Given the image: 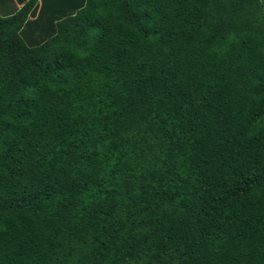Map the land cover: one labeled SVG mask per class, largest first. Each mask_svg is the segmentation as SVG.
<instances>
[{
  "label": "trees",
  "instance_id": "obj_1",
  "mask_svg": "<svg viewBox=\"0 0 264 264\" xmlns=\"http://www.w3.org/2000/svg\"><path fill=\"white\" fill-rule=\"evenodd\" d=\"M0 264H264V0H0Z\"/></svg>",
  "mask_w": 264,
  "mask_h": 264
}]
</instances>
